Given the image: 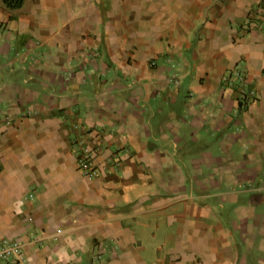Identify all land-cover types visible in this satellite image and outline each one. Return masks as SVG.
I'll return each mask as SVG.
<instances>
[{
    "label": "crops",
    "instance_id": "crops-1",
    "mask_svg": "<svg viewBox=\"0 0 264 264\" xmlns=\"http://www.w3.org/2000/svg\"><path fill=\"white\" fill-rule=\"evenodd\" d=\"M2 244L0 264H264V0H0Z\"/></svg>",
    "mask_w": 264,
    "mask_h": 264
},
{
    "label": "built area",
    "instance_id": "built-area-1",
    "mask_svg": "<svg viewBox=\"0 0 264 264\" xmlns=\"http://www.w3.org/2000/svg\"><path fill=\"white\" fill-rule=\"evenodd\" d=\"M238 94H239L238 102L240 104H246L250 92L242 84L239 85ZM99 149L100 148H98L97 146L94 150L84 151V156L79 162V166H78L79 170H81V172L88 177H95L99 174L100 170L98 167L95 166L93 160L94 154L97 153ZM5 251H6L5 244L0 245V258L5 256Z\"/></svg>",
    "mask_w": 264,
    "mask_h": 264
},
{
    "label": "trees",
    "instance_id": "trees-1",
    "mask_svg": "<svg viewBox=\"0 0 264 264\" xmlns=\"http://www.w3.org/2000/svg\"><path fill=\"white\" fill-rule=\"evenodd\" d=\"M7 6L12 8L20 7L23 3V0H3Z\"/></svg>",
    "mask_w": 264,
    "mask_h": 264
}]
</instances>
